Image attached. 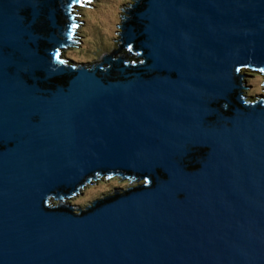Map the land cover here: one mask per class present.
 <instances>
[{
    "label": "water",
    "instance_id": "water-1",
    "mask_svg": "<svg viewBox=\"0 0 264 264\" xmlns=\"http://www.w3.org/2000/svg\"><path fill=\"white\" fill-rule=\"evenodd\" d=\"M83 1L0 0V264H264V0H136L106 67ZM100 177L146 183L49 207Z\"/></svg>",
    "mask_w": 264,
    "mask_h": 264
},
{
    "label": "rangeland",
    "instance_id": "rangeland-1",
    "mask_svg": "<svg viewBox=\"0 0 264 264\" xmlns=\"http://www.w3.org/2000/svg\"><path fill=\"white\" fill-rule=\"evenodd\" d=\"M135 2L136 0H85L80 5L74 6L73 14L75 20L78 21L73 33L74 43L62 50L61 58L64 60L71 59L76 65L85 64L87 67H91L103 63L104 57L119 50V55L124 56L127 61L137 63L140 59H137L135 54H131L128 49H119V45H121L119 25L122 23V16L127 15L125 12ZM101 6H106L107 9L109 7L112 13L113 22L110 31L106 29L104 20L99 17L98 13L103 9ZM93 15H96L95 21H91ZM72 61H68V63L73 64ZM103 67H106V64ZM241 74L245 75L244 81L251 88L245 90L244 95H248L247 102L252 103L264 99V75L248 69H243ZM143 184H145L144 180L103 177L88 184L73 197L66 198L64 203L56 199H51V203H55L56 206L58 204H71L74 212L80 213L94 200L115 195L116 192L121 194L130 188Z\"/></svg>",
    "mask_w": 264,
    "mask_h": 264
},
{
    "label": "bare ground",
    "instance_id": "bare-ground-1",
    "mask_svg": "<svg viewBox=\"0 0 264 264\" xmlns=\"http://www.w3.org/2000/svg\"><path fill=\"white\" fill-rule=\"evenodd\" d=\"M103 9L102 10H100V12L98 13L99 14V17H101L103 20H104V23H105V27H106V29H108L109 31H110V29L112 28V22H113V20H112V18H113V16H112V13H111V11H110V9H109V7H108V9H107V7L106 6H101ZM96 15H93L92 16V19H91V21H95L96 20V17H95ZM94 18V19H93ZM90 24V23H89ZM107 24H109V25H107ZM91 25H92V23H91Z\"/></svg>",
    "mask_w": 264,
    "mask_h": 264
},
{
    "label": "trees",
    "instance_id": "trees-1",
    "mask_svg": "<svg viewBox=\"0 0 264 264\" xmlns=\"http://www.w3.org/2000/svg\"><path fill=\"white\" fill-rule=\"evenodd\" d=\"M135 57L137 58V59H140L139 61H137V62H141L142 61V59H141V57H140V55L139 54H135ZM127 61V60H126ZM128 63H136V62H130V61H127ZM245 99H246V96L244 97ZM133 180V179H132ZM137 181H140V180H137ZM63 201H65V199L63 200L62 199V201L61 202H63ZM48 205H49V207H55L56 205H55V203H51V199L48 201ZM58 206V205H57Z\"/></svg>",
    "mask_w": 264,
    "mask_h": 264
},
{
    "label": "clouds",
    "instance_id": "clouds-1",
    "mask_svg": "<svg viewBox=\"0 0 264 264\" xmlns=\"http://www.w3.org/2000/svg\"><path fill=\"white\" fill-rule=\"evenodd\" d=\"M84 1H85V0H84ZM84 1H83V2H84ZM79 5H80V4H79ZM76 22H77V23H76V25H74V28L78 25V21H77V20H76ZM73 33H74V29H73ZM73 33H72V35H73ZM72 39H73V36H72ZM73 42H74V41H73ZM72 45H73V44H72ZM70 46H71V45H70ZM70 46H69V47H70ZM119 56H122V55H119ZM119 56H118V57H119ZM69 60H71V59H69ZM253 72H254V71H253ZM257 73H258V72H257ZM260 74H261V73H260ZM245 82H246V81H245ZM245 82H244V83H245ZM244 94H245V90H244V93H243V96L245 97ZM247 97H248V95L246 96V98H247ZM246 101H247V100H246ZM101 178H103V177H100V179H101ZM107 178H109V177H107ZM113 178H115V177H113ZM128 179H133V178H128ZM97 180H99V178H98ZM133 180H140V179H133ZM145 183H146V182H145ZM84 188H85V187H84ZM84 188H83V189H84ZM124 192H125V191H124Z\"/></svg>",
    "mask_w": 264,
    "mask_h": 264
},
{
    "label": "flooded vegetation",
    "instance_id": "flooded-vegetation-1",
    "mask_svg": "<svg viewBox=\"0 0 264 264\" xmlns=\"http://www.w3.org/2000/svg\"><path fill=\"white\" fill-rule=\"evenodd\" d=\"M114 58L116 59V58H118V57H114ZM250 71H251V70H250ZM252 76H254V75H252ZM243 81H244V80H243ZM244 82H245V81H244ZM243 93H244V91H243ZM99 179H100V178H99ZM95 181H96V180H95ZM62 203H64V201H63Z\"/></svg>",
    "mask_w": 264,
    "mask_h": 264
},
{
    "label": "snow or ice",
    "instance_id": "snow-or-ice-1",
    "mask_svg": "<svg viewBox=\"0 0 264 264\" xmlns=\"http://www.w3.org/2000/svg\"><path fill=\"white\" fill-rule=\"evenodd\" d=\"M262 71H264V69H262Z\"/></svg>",
    "mask_w": 264,
    "mask_h": 264
}]
</instances>
